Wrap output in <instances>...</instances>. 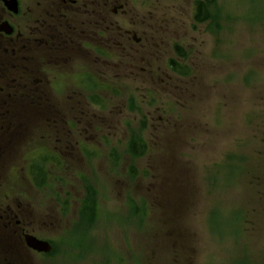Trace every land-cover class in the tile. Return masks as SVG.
Here are the masks:
<instances>
[{
	"label": "rangeland",
	"instance_id": "obj_1",
	"mask_svg": "<svg viewBox=\"0 0 264 264\" xmlns=\"http://www.w3.org/2000/svg\"><path fill=\"white\" fill-rule=\"evenodd\" d=\"M122 1L138 13V34L149 30L156 79L151 85L124 64L106 67L97 94L108 122L97 128L71 130L76 119L61 105L73 86L51 93L59 102L48 101L57 106L46 117L45 145L71 168L49 165L50 184L37 194L30 182L27 189L11 183L13 176L0 181V193L32 191V230L56 249L49 256L18 250L14 264H264V0H218L204 24L193 19L197 0ZM177 47L193 74H170L165 84ZM131 95L134 110L118 106ZM99 136L106 147L95 151L77 138L97 144ZM133 139L148 144L132 162L125 152ZM87 187L91 198L81 207ZM0 264H8L1 254Z\"/></svg>",
	"mask_w": 264,
	"mask_h": 264
},
{
	"label": "flooded vegetation",
	"instance_id": "obj_2",
	"mask_svg": "<svg viewBox=\"0 0 264 264\" xmlns=\"http://www.w3.org/2000/svg\"><path fill=\"white\" fill-rule=\"evenodd\" d=\"M136 17L138 13L122 0H0V180L25 174L27 165L30 172L40 171L42 130L48 113L57 106L48 101L59 102L51 93L73 86L62 98V111L76 119L71 121L74 125L89 127L108 122L102 109L92 112V105L104 102L97 89L105 85L106 67L124 64L125 72L138 70L152 85L158 70L156 55L149 30L142 34L145 38L138 34ZM94 67L97 72L91 71ZM134 103L131 95L118 106L127 109ZM86 112L89 115H82ZM98 140L99 146L106 143L105 137ZM18 207L6 217L23 219L28 206ZM19 231L22 238L33 230L23 222Z\"/></svg>",
	"mask_w": 264,
	"mask_h": 264
},
{
	"label": "trees",
	"instance_id": "obj_3",
	"mask_svg": "<svg viewBox=\"0 0 264 264\" xmlns=\"http://www.w3.org/2000/svg\"><path fill=\"white\" fill-rule=\"evenodd\" d=\"M217 1L218 0H204V1H198V12H197V20L200 22L208 21L209 19H213L216 15V8H217ZM213 8V10H212ZM215 8V12H214ZM220 11V10H218ZM146 148V144L142 139H136L133 142V148H131L132 152H136L140 155H143ZM88 207V205H87ZM143 209H146V207H142Z\"/></svg>",
	"mask_w": 264,
	"mask_h": 264
},
{
	"label": "water",
	"instance_id": "obj_4",
	"mask_svg": "<svg viewBox=\"0 0 264 264\" xmlns=\"http://www.w3.org/2000/svg\"><path fill=\"white\" fill-rule=\"evenodd\" d=\"M31 240H29V244L35 248L38 251H45V252H49L52 249V246L50 243L48 242H44L41 240H38L34 237L30 238Z\"/></svg>",
	"mask_w": 264,
	"mask_h": 264
}]
</instances>
